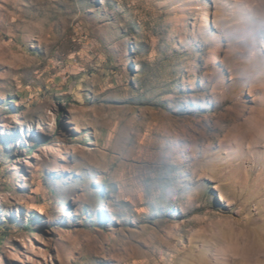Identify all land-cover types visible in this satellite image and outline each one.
Here are the masks:
<instances>
[{
  "label": "rangeland",
  "instance_id": "1",
  "mask_svg": "<svg viewBox=\"0 0 264 264\" xmlns=\"http://www.w3.org/2000/svg\"><path fill=\"white\" fill-rule=\"evenodd\" d=\"M0 264H264V0H0Z\"/></svg>",
  "mask_w": 264,
  "mask_h": 264
},
{
  "label": "trees",
  "instance_id": "2",
  "mask_svg": "<svg viewBox=\"0 0 264 264\" xmlns=\"http://www.w3.org/2000/svg\"><path fill=\"white\" fill-rule=\"evenodd\" d=\"M8 224H11L8 219H1L0 218V230L2 233H6L8 229H10Z\"/></svg>",
  "mask_w": 264,
  "mask_h": 264
}]
</instances>
